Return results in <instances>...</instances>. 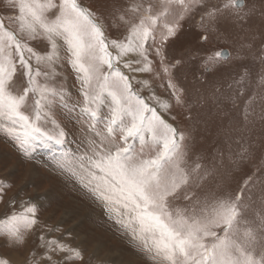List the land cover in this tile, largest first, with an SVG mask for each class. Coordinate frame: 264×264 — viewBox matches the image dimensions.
I'll return each mask as SVG.
<instances>
[{"label": "snow or ice", "instance_id": "6c2138e0", "mask_svg": "<svg viewBox=\"0 0 264 264\" xmlns=\"http://www.w3.org/2000/svg\"><path fill=\"white\" fill-rule=\"evenodd\" d=\"M6 2L17 9L18 15L10 19L17 21L26 40L0 19V120L11 124H0V128L19 141L24 154L33 150L34 141L61 145L67 137L51 115L56 98L64 95L63 89L37 83L41 75L48 77L55 72L53 62L64 47L77 73L84 98L82 111L89 121L86 150L76 157L79 172L73 170V174L79 175L83 186L104 204L110 218L129 231L158 264H264V214L257 213L255 221L245 216L250 205L243 198L251 177L234 196L205 192L203 181L209 173L205 170L201 174L199 163L191 169L185 166L184 134L149 102L156 99L154 96L145 97L134 89V77L120 67L122 62L123 68L133 72L150 71L146 44L154 43L157 33L161 44L175 37L180 21L203 0H175L179 11L171 20L154 14L151 4L142 10L141 5L133 4L118 17L124 33L111 40L96 13L78 0ZM243 7L244 0H226L222 8L206 15L214 20L217 13L235 9L231 14L241 19L248 14L242 13ZM116 11L112 9L110 14ZM129 11L139 15H129ZM38 36L44 38L50 52L41 54L30 46L28 41ZM111 49L116 50L115 55ZM132 53L139 59L123 60ZM155 55L163 63L161 47L155 49ZM228 55L226 50L216 51L207 57V63H218ZM32 60L45 64L51 72L41 73ZM134 63L143 66L134 68ZM246 77L247 73L238 82ZM139 83L148 86L147 81ZM260 83L264 84V77ZM169 86L177 93L175 85ZM176 98L180 102L179 94ZM159 107L167 111L169 106ZM42 119L54 125L52 132L41 126ZM101 120L102 129L91 123ZM179 198L186 202L185 207L174 206ZM35 223V206H30L0 220V227L21 241V227L31 228ZM258 246L261 251L257 256ZM46 247L53 253L69 252L65 259L82 258L80 251L56 239L49 240ZM0 264L9 262L0 258Z\"/></svg>", "mask_w": 264, "mask_h": 264}, {"label": "rangeland", "instance_id": "374dc122", "mask_svg": "<svg viewBox=\"0 0 264 264\" xmlns=\"http://www.w3.org/2000/svg\"><path fill=\"white\" fill-rule=\"evenodd\" d=\"M78 2L96 13L109 40L124 33L118 17L133 4L141 5V10L151 4L154 14L166 15L169 20L179 11L175 0ZM225 2L203 0L180 21L176 36L163 44L157 33L155 42L146 44L150 71L133 72L123 68L122 62L120 67L134 77V89L145 97L154 96L156 99L149 102L178 133L184 134L185 166L191 169L199 163L200 173H209L203 181L205 192L234 196L251 177L243 199L250 205L246 218L255 221L257 213L264 214V84L260 83L264 77V0H244L242 13L248 14L241 19L231 14L235 9L217 13L214 20L206 15ZM112 9L117 11L110 14ZM17 15L16 8L0 0V19L26 40L17 21L10 19ZM129 15L138 16L139 12L129 11ZM28 43L41 54L51 51L42 36ZM157 47L162 49L163 63L155 55ZM225 48L230 50L227 59L207 63L208 56ZM111 51L116 54L115 49ZM58 56L53 62L55 72L48 77L41 75L37 83L63 89L64 95L56 98L51 115L67 133L65 142L57 145L37 140L25 155L19 141L0 128V220L30 206H35L36 219L31 228L21 227V241H15L0 227V258L9 264H158L129 231L110 218L104 204L83 186L79 175L73 174V170L79 172L76 157L86 150L89 121L82 111L84 98L77 73L64 47ZM132 59L139 57L135 53L123 57ZM31 63L41 73L51 72L43 63ZM142 66L133 64L134 68ZM245 73L247 77L239 83ZM140 81H147L148 86L142 87ZM160 104H167V111ZM28 105L31 108V99ZM91 123L98 129L103 127L102 120ZM0 124L11 126L2 120ZM41 126L49 132L54 129L47 119L41 120ZM174 206L185 207L186 202L179 198ZM52 239L80 251L82 258L65 259L71 255L67 251L53 253L46 247ZM260 251L256 247L257 256Z\"/></svg>", "mask_w": 264, "mask_h": 264}, {"label": "water", "instance_id": "95a60500", "mask_svg": "<svg viewBox=\"0 0 264 264\" xmlns=\"http://www.w3.org/2000/svg\"><path fill=\"white\" fill-rule=\"evenodd\" d=\"M225 50L228 52V54H230V50H229V49L225 48V49H223L222 51H225ZM228 57H229V55H228ZM228 57H227V58H228Z\"/></svg>", "mask_w": 264, "mask_h": 264}, {"label": "bare ground", "instance_id": "6f19581e", "mask_svg": "<svg viewBox=\"0 0 264 264\" xmlns=\"http://www.w3.org/2000/svg\"><path fill=\"white\" fill-rule=\"evenodd\" d=\"M16 257V259L18 258V256H15ZM19 259V258H18ZM17 261V260H16Z\"/></svg>", "mask_w": 264, "mask_h": 264}]
</instances>
